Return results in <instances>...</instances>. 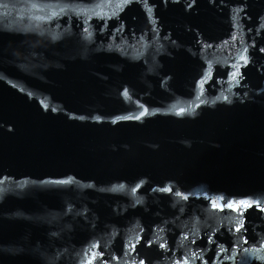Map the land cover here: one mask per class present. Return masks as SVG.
<instances>
[{"label":"water","instance_id":"water-1","mask_svg":"<svg viewBox=\"0 0 264 264\" xmlns=\"http://www.w3.org/2000/svg\"><path fill=\"white\" fill-rule=\"evenodd\" d=\"M0 264H264V0H0Z\"/></svg>","mask_w":264,"mask_h":264}]
</instances>
